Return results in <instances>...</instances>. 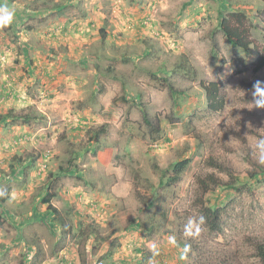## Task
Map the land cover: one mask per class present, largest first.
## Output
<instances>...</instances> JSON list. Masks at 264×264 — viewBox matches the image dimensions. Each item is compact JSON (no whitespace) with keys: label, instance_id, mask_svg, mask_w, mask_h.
<instances>
[{"label":"rangeland","instance_id":"obj_1","mask_svg":"<svg viewBox=\"0 0 264 264\" xmlns=\"http://www.w3.org/2000/svg\"><path fill=\"white\" fill-rule=\"evenodd\" d=\"M3 5L15 15L0 28V115L12 109L26 119L0 121V193L9 190L0 200V264H150L154 244L155 264H264L256 252L264 176L252 177L264 109L251 95L264 67L255 71V50L234 48L219 26L245 12L261 45L264 0ZM213 83L212 111L204 86ZM144 113L160 118V136ZM213 158L222 167H211ZM210 175L225 186L203 198L225 206L224 230L204 223L186 239L188 221L204 216L199 178Z\"/></svg>","mask_w":264,"mask_h":264},{"label":"trees","instance_id":"obj_2","mask_svg":"<svg viewBox=\"0 0 264 264\" xmlns=\"http://www.w3.org/2000/svg\"><path fill=\"white\" fill-rule=\"evenodd\" d=\"M220 29L221 32L224 34V36L227 38V40L231 43V45L234 48H241L245 50L246 52H251L250 49L255 50L256 52V58L251 63V65L254 67L255 71H258L264 67V42L259 45L255 44L254 41L251 39V35L253 33V30L257 28L254 26L250 21L245 12H230L223 16L220 20ZM204 89L206 90L207 98L211 100V105L209 107L210 110H214L216 108V105L218 103V97H219V89L216 83L212 84V87L204 86ZM174 94H176L177 90H172ZM217 99V100H216ZM222 101V100H221ZM223 102V101H222ZM223 104H221V107ZM14 110H9L7 113L0 115V121L7 120L8 118L13 119H19V118H25V116L20 115L19 113H13ZM143 121L144 123L150 128V133L155 136H160V132L162 130L161 127V121L158 116H149L147 114H143ZM105 133V125L99 127L95 134H94V141H97L101 134ZM159 137H155V139H158ZM211 167L214 168H220L222 167L221 164L216 159H210L208 160ZM189 164V160L185 159L178 163L173 164L172 171L173 173L169 176V183H173L178 181L181 178L182 172L187 168ZM259 168L256 169L252 173V177H259L264 176V168H262L261 165L258 166ZM168 169L169 167H165ZM165 169V170H166ZM167 171V170H166ZM200 177V176H198ZM213 175H210L208 177V180L205 179L203 181L202 177L199 178V184H201L202 187V196L212 193L214 189L224 185L222 182H219V179L213 178ZM211 178V179H210ZM212 182V184H210ZM163 181L161 180V184ZM225 186V185H224ZM9 198V190L5 191V193L0 197V200L2 202H5ZM206 198V197H205ZM205 198H203L202 206L204 207V217H205V225L207 226L208 230L216 233L221 234L224 230V224L226 223V208L225 206H207L205 205ZM45 202H49L50 197L43 199ZM150 205H152L150 203ZM149 205V207H150ZM56 212L57 209H55ZM55 210H53L55 213ZM256 252L257 256L264 261V243H257L256 245ZM190 255H193V250H191ZM22 264H27L23 262Z\"/></svg>","mask_w":264,"mask_h":264},{"label":"clouds","instance_id":"obj_3","mask_svg":"<svg viewBox=\"0 0 264 264\" xmlns=\"http://www.w3.org/2000/svg\"><path fill=\"white\" fill-rule=\"evenodd\" d=\"M14 9H10L8 6H0V28L7 27L14 19ZM251 95L253 98V104L257 109H264V81L257 80L253 86ZM257 163L261 166H264V139H261L257 144ZM3 195V193H0ZM205 223V217L200 216L198 221L189 220L184 228V237L195 238L199 235L201 228L200 225ZM169 243L173 246L179 248L176 238L170 237ZM190 251V245L185 244L182 249H179V259L186 260L188 258V253ZM153 259L150 261V264H155L154 258L159 255L157 246L154 244L152 249Z\"/></svg>","mask_w":264,"mask_h":264},{"label":"crops","instance_id":"obj_4","mask_svg":"<svg viewBox=\"0 0 264 264\" xmlns=\"http://www.w3.org/2000/svg\"><path fill=\"white\" fill-rule=\"evenodd\" d=\"M112 189H113V191H115L117 193H121V192H125V191L129 190L127 186H124V185L120 186L119 184H115Z\"/></svg>","mask_w":264,"mask_h":264},{"label":"built area","instance_id":"obj_5","mask_svg":"<svg viewBox=\"0 0 264 264\" xmlns=\"http://www.w3.org/2000/svg\"><path fill=\"white\" fill-rule=\"evenodd\" d=\"M98 264H103V262H99Z\"/></svg>","mask_w":264,"mask_h":264}]
</instances>
